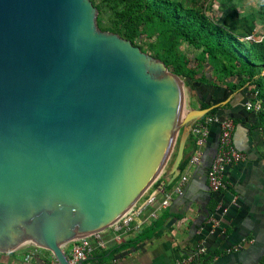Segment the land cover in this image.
Masks as SVG:
<instances>
[{"label": "water", "instance_id": "obj_1", "mask_svg": "<svg viewBox=\"0 0 264 264\" xmlns=\"http://www.w3.org/2000/svg\"><path fill=\"white\" fill-rule=\"evenodd\" d=\"M91 0H0V253L103 231L164 172L208 108L182 110L160 59L101 30Z\"/></svg>", "mask_w": 264, "mask_h": 264}, {"label": "crops", "instance_id": "obj_2", "mask_svg": "<svg viewBox=\"0 0 264 264\" xmlns=\"http://www.w3.org/2000/svg\"><path fill=\"white\" fill-rule=\"evenodd\" d=\"M254 90V85H243L234 90L206 86L187 107L199 108L201 102L214 103L220 105L215 113L217 117L234 119L233 143L245 158L226 169L228 189L218 196L206 185V170L216 150L220 131L219 124L215 123L210 127L200 162L189 169L183 194L175 196L152 221L158 228L151 237L115 250L106 263L173 264L176 257L203 244L207 253L199 256L195 264H264V120L258 112L245 107L247 101L254 99ZM185 148L190 154L193 143ZM218 197L228 207L222 217L225 231L210 234L205 219ZM232 197H236L237 206L230 203ZM200 228L201 234L198 233ZM141 231L126 236L123 241L133 239ZM103 238L105 249L117 244L112 241L109 231L103 233ZM235 245H240L237 251H226ZM70 247L71 242L63 248L66 255H69ZM53 259L49 249L37 245L0 253V264H51Z\"/></svg>", "mask_w": 264, "mask_h": 264}, {"label": "rangeland", "instance_id": "obj_3", "mask_svg": "<svg viewBox=\"0 0 264 264\" xmlns=\"http://www.w3.org/2000/svg\"><path fill=\"white\" fill-rule=\"evenodd\" d=\"M174 1L185 4L189 0ZM91 2L97 8L96 23L101 30L117 33L125 39L130 37L129 40L134 45L163 61L168 71L178 77L181 82L183 111L206 86L234 90L249 85L244 73L239 70V62L230 58L227 52H219L216 57H208L202 50L192 48L175 29L161 25L157 18L152 20L150 27L144 25L138 16L121 21L119 15L127 10L125 0ZM198 7L203 9L209 21L225 29L234 23L241 25L237 21L240 18L248 19L254 27V38L261 42L254 44L248 51L264 54V0H200ZM261 74L264 75V70ZM261 90L264 91V82ZM178 141L179 135L164 172L175 157Z\"/></svg>", "mask_w": 264, "mask_h": 264}, {"label": "built area", "instance_id": "obj_4", "mask_svg": "<svg viewBox=\"0 0 264 264\" xmlns=\"http://www.w3.org/2000/svg\"><path fill=\"white\" fill-rule=\"evenodd\" d=\"M246 40H254L253 35L245 37ZM256 95V93H255ZM247 110L259 112L263 109L259 100H249L245 103ZM218 123L220 127L216 150L212 160L206 170L207 188L215 195H220L222 191L228 189V182L225 179V171L228 167L244 160V154L238 150L233 143V132L235 123L231 118H219L215 114H205L197 119L190 130L193 140V150L190 157L181 169L176 181L167 186V178L160 174L145 191V193L117 220L103 231L93 232L75 238L71 241L69 255H67L70 264H108L90 259V256L96 249H105L106 242L103 233L109 231L113 242L120 244L123 238L134 232H139L157 219L158 215L166 209L175 196L183 194V187L188 180L189 169L200 162L203 148L207 142L210 133V127ZM230 203L237 206L236 197H232ZM228 211V207L221 198L216 199V204L207 216L205 225L210 234L221 233L225 231L222 217ZM202 233V228L198 230ZM240 245L227 248L226 251H237ZM207 253V248L203 244L186 254L176 257L173 264H194L196 259ZM51 264H59L54 258Z\"/></svg>", "mask_w": 264, "mask_h": 264}, {"label": "trees", "instance_id": "obj_5", "mask_svg": "<svg viewBox=\"0 0 264 264\" xmlns=\"http://www.w3.org/2000/svg\"><path fill=\"white\" fill-rule=\"evenodd\" d=\"M127 3V10L122 15H119L121 21L131 17L138 16L144 25L151 26L154 18L159 19L160 24L166 27L175 29L183 40H185L192 48L200 49L207 53L208 57H216L219 52H227L229 57L236 59L239 62L240 69L246 77L249 85H254L256 93L254 99L259 100L263 109L259 111L261 118L264 120V91L261 90L262 82H264V75L261 72L264 70V54L250 53L251 47L254 44L261 42L256 39L246 40L248 35H254V27L249 23V20L240 18L237 21L241 25H229L225 29L219 25H215L209 21L207 15L203 12L201 7H198L200 0H189L182 4L174 0H125ZM131 39L130 37H127ZM214 103H199V108H208ZM220 105L213 106L206 114L214 115ZM234 121V119H233ZM235 122V121H234ZM193 143L192 137L189 134L186 139L185 146ZM194 146V145H193ZM190 154L184 149V156L180 162V168L183 169L186 165ZM165 172L162 173L164 177ZM177 179V178H176ZM172 183L167 185L171 186ZM158 228V224L151 222L150 225L141 231L133 239H129L116 244L107 249H96L90 259L100 262H106L111 254L120 248L137 244L147 238H150L153 232ZM196 263V262H195ZM194 263V264H195Z\"/></svg>", "mask_w": 264, "mask_h": 264}]
</instances>
